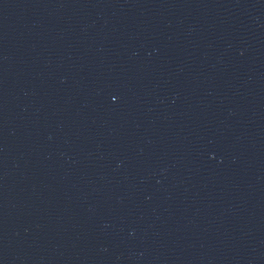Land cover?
<instances>
[{
    "label": "water",
    "instance_id": "water-1",
    "mask_svg": "<svg viewBox=\"0 0 264 264\" xmlns=\"http://www.w3.org/2000/svg\"><path fill=\"white\" fill-rule=\"evenodd\" d=\"M0 264H264V0H0Z\"/></svg>",
    "mask_w": 264,
    "mask_h": 264
}]
</instances>
